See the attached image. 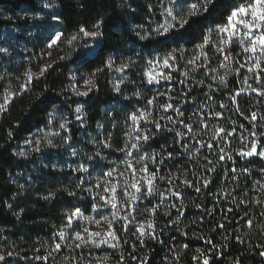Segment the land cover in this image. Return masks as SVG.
<instances>
[{"label":"trees","instance_id":"1","mask_svg":"<svg viewBox=\"0 0 264 264\" xmlns=\"http://www.w3.org/2000/svg\"><path fill=\"white\" fill-rule=\"evenodd\" d=\"M250 2L0 0V264H264V158L240 155L264 152V49L227 19ZM169 8L189 23L161 35ZM77 209L109 245L78 243Z\"/></svg>","mask_w":264,"mask_h":264},{"label":"snow or ice","instance_id":"2","mask_svg":"<svg viewBox=\"0 0 264 264\" xmlns=\"http://www.w3.org/2000/svg\"><path fill=\"white\" fill-rule=\"evenodd\" d=\"M171 2L173 4H177V0H171ZM213 3V0H204V3L203 4H200L198 6L197 3H193L191 5H188L186 7V9H181V12H184L186 11L187 13V17H192V16H195L197 15L201 10L203 11H208V5L212 4ZM249 9L251 10V22L249 21H244L245 23V26L246 27H249V32L245 33L246 36H251V29L252 28H260L262 30H264V0H254V2H250L249 5L247 7L245 6H240L238 8H236L235 10L231 11L230 12V15L227 17L228 21H229V26L228 27H232V24L231 22L233 21V19L235 17H237L238 14H245L249 11ZM167 15L169 17H171V21L172 23H167L165 25H162L161 26V29H158V31L160 32L161 35H165L167 34L170 30L172 29H176V28H184L185 25H187L189 23V19L188 18H181L178 14H174V9L173 8H169L167 10ZM99 24L96 25L97 28H99ZM228 27H225V28H222L220 29L221 32H227L228 31ZM80 32H83L85 36H90L92 38H95L97 37L98 35H100L99 32H88L85 30V28L81 27L80 28ZM76 37H72V39H75ZM143 38V37H142ZM60 39V36L57 35L55 37V39H52V42L51 44H49V47H52L53 44H55L58 40ZM208 43V40L207 38H205V41H204V44L206 45ZM259 44L261 46L262 49H264V35H261L259 36L257 39H254V40H250V45L251 47L250 48H245V51H252V52H255L256 51V45ZM204 45H201L199 47H203ZM264 54V53H262ZM174 55L172 54H169V57L166 58L163 63L165 64V66H168V63H169V59H174ZM151 63V62H150ZM191 63V61H190ZM110 66V65H109ZM47 69H44L42 70V73L43 74V71H46ZM33 77L32 75L29 73L28 74V82L30 83L32 81ZM152 79H154V77H152ZM89 83H91V81H89ZM21 89L22 90H27V86L26 85H21ZM11 95V94H10ZM81 95H87V93H81ZM139 95V94H137ZM260 95H264V92L260 93ZM149 103H152V101H149ZM223 106V105H222ZM5 106L0 104V110H3ZM162 107L165 109V111H167L168 109H172L174 111H177L179 113V109L178 108H175L174 105L172 104H165V105H162ZM81 111V108L80 107H77L76 108V112L79 113ZM182 115V113H180ZM217 116H219L220 114L217 113L216 114ZM146 119V117H143ZM253 120L256 119V115L255 113L252 114V117H251ZM131 119L133 120V122H135L137 120V116H132ZM153 123H155L153 121ZM61 128H64L65 125L64 124H61L60 125ZM156 127H159V124H156ZM185 127L188 129L189 132L193 131L192 127L190 125H185ZM224 129H218L217 130V133H224ZM9 135H11V133H9ZM216 138V134H214L213 136V139ZM150 139V136L148 135H145L142 137V140L143 142L147 143V141ZM51 144V142H49ZM209 149H211L213 147V145L211 143H208L206 145ZM131 147L132 148H138V145L133 143L131 144ZM127 150V146L124 148V149H121V151H126ZM37 151H39V148H37ZM199 151V150H197ZM21 155H23V153H20ZM253 154H256V155H259L261 158H264V152H257L256 150V146L253 144L251 146V150L248 151V152H241L240 155L242 156H252ZM141 159H154V157H141ZM221 159H223V157H221ZM211 163V162H209ZM129 167H131V165H129ZM81 171H86L87 169L86 168H83L81 167L80 168ZM142 171H147V169H142ZM109 176H111V173H108ZM152 175L154 176L155 173H152ZM186 184H188V186L192 187L193 185L191 184V182L185 180L184 181ZM207 182H205V186H206ZM141 187L142 186H138L137 184H133L132 185V188H134L136 190L137 193H139L141 191ZM197 191H199L200 189L199 188H196ZM153 192V187L151 185V183H149V187H148V191H147V194L151 195ZM71 194V193H70ZM161 198L163 199L164 198V194L161 193ZM172 195L177 197L178 199L181 198V195L179 192H172ZM141 197L137 196V195H133L131 197V200L132 201H135V200H138L140 199ZM47 199V197H46ZM175 205H173L174 207ZM112 207L113 208H116V204L113 203L112 204ZM94 210H96L94 208ZM128 211L131 213V212H134L135 211V208L134 207H130L128 209ZM79 213V209H77L76 213H73V215H76ZM115 215V213H114ZM125 219H127V217H125ZM97 223H99V221H97ZM68 226L70 227L71 226V218H69V221H68ZM250 226V225H249ZM149 228H153L154 225L149 223L148 225ZM222 227V226H221ZM85 231H87V229H85ZM138 231L140 232V236H143L145 235V232L144 230L141 228V229H138ZM59 235L61 236V238L63 237V232L59 233ZM97 235H99L97 233ZM152 238L155 239V236L152 235ZM76 239H82V237L80 236L79 233H76ZM101 243H105V241H101ZM78 246V245H77ZM96 247H99L100 244H96L95 245ZM56 250H60L61 248V245L60 244H56ZM260 256L264 257V251L260 252ZM4 257L3 256H0V260H3ZM203 264H209V261L207 259H205L203 261ZM234 264H240L239 260H236L234 262Z\"/></svg>","mask_w":264,"mask_h":264},{"label":"rangeland","instance_id":"3","mask_svg":"<svg viewBox=\"0 0 264 264\" xmlns=\"http://www.w3.org/2000/svg\"><path fill=\"white\" fill-rule=\"evenodd\" d=\"M251 19L252 17L250 9L245 14H238L237 17H235L231 22V33L235 34L238 38H243V40H254L251 38V36L249 37L245 35V33L249 32V27L245 26L244 21L251 22ZM254 31L255 28H252L251 35L254 33ZM97 221H99V223H97ZM77 223L82 226V232L80 233L82 239H77L79 244L88 247H96V244H100V246L109 245L110 241L114 238L110 222L107 218L85 219L78 213L73 215L71 218L72 226H75ZM85 229H87V231H85ZM97 233L99 235H97ZM101 241H105V243H101Z\"/></svg>","mask_w":264,"mask_h":264}]
</instances>
